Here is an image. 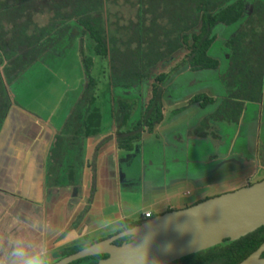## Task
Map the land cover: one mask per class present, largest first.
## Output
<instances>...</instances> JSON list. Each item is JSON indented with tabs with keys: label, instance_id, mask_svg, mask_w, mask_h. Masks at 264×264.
<instances>
[{
	"label": "crops",
	"instance_id": "1",
	"mask_svg": "<svg viewBox=\"0 0 264 264\" xmlns=\"http://www.w3.org/2000/svg\"><path fill=\"white\" fill-rule=\"evenodd\" d=\"M235 36H230V40L239 35ZM251 40L247 36L242 44L248 51L241 56L245 63H233L229 49H224L218 58L222 66L213 71L215 79L212 82L211 79L210 82L206 79L195 81H208L209 86L203 88L206 95V91L222 90L220 95L210 92L209 96L217 101L215 106H211L215 109L210 113L211 107L202 109L189 105L194 96L184 92L195 82L184 77L191 71L184 69L177 73L166 87L164 123L153 134L136 143L132 152L121 151L117 147V129L113 119L117 111L115 103L111 106L113 110L105 116L98 100L97 107L102 113L100 135L84 138L81 133L75 140L72 131L68 132L67 138L73 144L70 143L69 148L61 147L63 154L59 148V156L54 159H51V150L57 137L67 133L65 125L68 118L55 127L51 118L42 120L21 108L11 107L0 133V219L15 216L31 218L35 221L33 227L46 231L58 262L63 250L80 245L90 247L120 234L125 221L136 223L145 220L147 214L158 217L169 211L186 209L247 187L251 182L264 181L261 173L264 172V142L260 140V149L249 132L244 139L239 135L244 130L242 124L247 106L259 102L253 100L255 96L261 98L260 102L264 97V64L259 65L255 61L259 54ZM226 65L235 70L230 82H227L226 75H222ZM255 70L259 78L263 75L259 96L252 90L246 91L252 87L250 79ZM212 83L214 86H210ZM240 89L244 91L238 94ZM113 92H124V89ZM226 100L245 104L240 123L215 118L216 110ZM189 109L192 110L188 112ZM191 113L200 118L194 120L192 126L187 122ZM211 122L226 137L233 138L228 143L227 158L217 153L207 155V150H215L223 140L210 132ZM135 123L130 121L127 129ZM99 146L97 192L88 213L75 229L74 225L89 205L93 188L92 164ZM237 149L246 154L244 162L249 160L247 156L252 152H260L255 155H261L260 165L255 166L250 161L242 165L231 160L234 159L232 151Z\"/></svg>",
	"mask_w": 264,
	"mask_h": 264
},
{
	"label": "trees",
	"instance_id": "2",
	"mask_svg": "<svg viewBox=\"0 0 264 264\" xmlns=\"http://www.w3.org/2000/svg\"><path fill=\"white\" fill-rule=\"evenodd\" d=\"M154 1L152 3L151 0L140 1L139 26L137 27V22L131 20L130 26L126 28H131L130 31H134L136 35L124 39L118 35V32L112 30L109 0H15L13 3L0 0V54L5 56L4 71L10 68L13 74H17L20 69H25L37 62L46 32L50 29L56 31L59 27H66L76 22L95 41L96 55L109 60L111 89H124L125 91L128 88L143 86L144 83L150 84V95L145 103L143 115L132 128L127 129L134 113L133 104L120 100L117 103V111L113 114L117 129V147L121 151L132 152L136 143L141 142L146 135L153 134L164 123L166 118L165 93L169 81L184 69H189L193 73L218 71L222 62L213 56L219 40L216 30L240 23L242 25L246 13L244 0L235 2L234 0H204V3H200V0H187V8L181 9L182 16L176 19L177 17L167 11L159 0ZM260 3L257 15L264 14V2ZM131 4L137 9V2H131ZM45 13L52 15L48 28L32 30L31 26H37L34 17ZM167 23L170 25L168 26ZM245 25L246 28L245 26L240 27L239 36L227 43L231 60L238 64L242 62L241 56L243 57L248 52L243 46L248 36L252 39L251 43L256 49L255 52L259 54L255 61L259 65L264 64V24L259 25L258 28L254 21L250 25L247 23ZM137 30L140 38H137ZM259 36L261 38L255 43ZM182 52H185L184 59L169 73L157 72L160 64L173 61ZM80 54L86 79L83 92L65 125L67 133L55 140L51 150V159L59 156L57 154L59 148H69L72 142L67 138L68 132L72 131L75 140L81 133L84 138L97 137L101 133L102 113L97 107L98 99L93 92L96 87V79L93 76L95 60L86 55L83 42L80 45ZM245 62L244 59L242 63ZM234 72V69H230L229 74L225 76L227 82H230V77ZM261 76L259 78L255 70L253 78L250 79L252 87L246 91L252 90L254 95H261ZM0 88L1 133L9 104L5 99L1 84ZM240 90L238 94L243 89ZM253 100L257 102L261 98L255 96ZM216 103L215 98L206 94L196 95L189 101L190 106H199L202 109L215 106ZM244 106V103L226 100L218 107L215 118L240 123ZM99 150L100 146L96 150L92 164L93 188L89 205L74 225L75 229L88 213L97 192L96 165ZM61 151L63 154L62 148ZM252 185V183L248 184V186ZM155 218L136 223L125 221L120 233ZM124 243L126 240L121 239L116 242V245L122 246ZM263 244L264 227L239 241L227 240L220 246L173 264H241L257 252ZM86 248L80 245L63 250L58 256V261ZM107 258L108 256L89 257L73 264H99Z\"/></svg>",
	"mask_w": 264,
	"mask_h": 264
},
{
	"label": "rangeland",
	"instance_id": "3",
	"mask_svg": "<svg viewBox=\"0 0 264 264\" xmlns=\"http://www.w3.org/2000/svg\"><path fill=\"white\" fill-rule=\"evenodd\" d=\"M9 3H13L15 0H6ZM137 2V9L131 4ZM109 0V5L112 12L111 21L113 22L112 30L118 32V35L124 39L131 38L135 36L134 31H130L131 28L126 29L130 26L131 20L137 22V27L140 24L139 5L141 0ZM154 0H151V3ZM165 9L174 15V17L182 16L180 13L181 9L187 8V0H159ZM237 0H234L235 2ZM246 2V13L242 20V25L237 24L232 27H222L217 28L216 34L219 36L217 49L213 53V56L220 58L219 52L227 49V43L230 41V36H238L241 32L240 27L246 28L247 25L254 24L258 28L259 25L264 24V14L257 15V10L259 9L261 3L264 0H244ZM156 3V1H154ZM200 3H204V0H200ZM150 4V3H149ZM147 8L149 6H146ZM263 7V5H262ZM52 15L50 13L40 14L34 17V21L37 26H31L32 30L48 28L50 25ZM252 21V22H251ZM166 22V21H165ZM169 26L170 24L167 23ZM37 27V28H36ZM50 28V27H49ZM170 28V27H169ZM139 29V28H137ZM246 30V29H245ZM48 31V30H47ZM137 30V38H140ZM262 35V34H261ZM45 41L40 49V55L37 62L33 63L31 66L25 69H20L17 74H13L12 69L4 71L5 67V56L0 54V84L4 89L5 99L9 104L8 113L11 107L21 108L24 111L40 117L42 120H49L51 118V123L55 127H59L61 121L69 118L71 112L77 104V100L81 97L85 84V71L80 54L81 42L84 44L86 55L95 60V68L93 70V76L96 79V87L94 89V95L97 97L99 102V107L104 112L105 116L110 110L114 103L117 109V103L120 100H125L130 102L134 106V113L132 115L131 121L137 122L141 119L144 106L150 95V84L144 83L143 86L132 87L126 89L124 92H113L110 87V62L108 59L98 57L95 52L96 43L91 38L90 34L87 33L79 24L73 22L66 27H59L58 29H50L45 34ZM235 36V37H236ZM185 57V52L180 53L176 56L173 61L167 63H162L159 65L158 73H169L174 67L177 66ZM230 67L226 65L222 71V75L229 74ZM215 72L205 71L200 73L189 72L184 79L190 82H195L202 79L209 80L211 82L215 79ZM232 77V76H231ZM229 81H232L231 79ZM190 84L185 95L195 96L198 94H204L203 88L209 86L208 81L206 83ZM215 83V82H214ZM214 83L210 86H214ZM218 87V86H217ZM1 89V88H0ZM213 91V90H212ZM206 91L208 95L213 93L214 95H220L222 93L221 89L217 92ZM166 95V93H165ZM171 95V92L168 94ZM114 98V99H113ZM76 103V104H75ZM110 103V104H109ZM248 111L243 118V132L239 133L241 139H244L246 134L251 135L254 144L259 145L261 149L260 140L264 142V97L262 102H257L254 104H249L247 106ZM215 108L211 107L209 113ZM192 109H189L190 112ZM217 111V110H216ZM193 112V111H192ZM194 114L191 113L187 122L192 123L194 120H199ZM213 122V121H212ZM211 122V123H212ZM212 123L211 133L217 134L221 137L222 144H227L224 148L215 147V150H207V155L209 153H217L221 157L225 158L229 153V142L231 137H226L222 130L217 129V125ZM205 127V126H204ZM202 127V131L204 130ZM219 128H223L220 127ZM248 134V135H249ZM233 135V134H232ZM212 136V135H211ZM257 141V142H256ZM218 144V143H217ZM258 147V148H259ZM256 153L252 152L251 156H247L249 160L244 162V155L240 149L233 150L232 156L238 164L246 163L247 161L253 162L260 165V154L255 156ZM252 156L254 158H252ZM227 158V157H226ZM259 158V159H258ZM264 175V172H261ZM254 181V180H253ZM253 185L255 182H251ZM250 183V184H251ZM191 192V190H188ZM192 199L191 197H188ZM57 262V260H56Z\"/></svg>",
	"mask_w": 264,
	"mask_h": 264
},
{
	"label": "water",
	"instance_id": "4",
	"mask_svg": "<svg viewBox=\"0 0 264 264\" xmlns=\"http://www.w3.org/2000/svg\"><path fill=\"white\" fill-rule=\"evenodd\" d=\"M264 227V181L168 212L133 229L98 242L56 264L108 256L99 264H173L236 242ZM131 235L130 243L116 245ZM264 244L241 264H264Z\"/></svg>",
	"mask_w": 264,
	"mask_h": 264
},
{
	"label": "clouds",
	"instance_id": "5",
	"mask_svg": "<svg viewBox=\"0 0 264 264\" xmlns=\"http://www.w3.org/2000/svg\"><path fill=\"white\" fill-rule=\"evenodd\" d=\"M34 223L22 216L0 219V264H56L46 231Z\"/></svg>",
	"mask_w": 264,
	"mask_h": 264
},
{
	"label": "built area",
	"instance_id": "6",
	"mask_svg": "<svg viewBox=\"0 0 264 264\" xmlns=\"http://www.w3.org/2000/svg\"><path fill=\"white\" fill-rule=\"evenodd\" d=\"M152 217H153L152 214H147L145 219H150Z\"/></svg>",
	"mask_w": 264,
	"mask_h": 264
},
{
	"label": "flooded vegetation",
	"instance_id": "7",
	"mask_svg": "<svg viewBox=\"0 0 264 264\" xmlns=\"http://www.w3.org/2000/svg\"><path fill=\"white\" fill-rule=\"evenodd\" d=\"M131 242V241H130ZM130 242H126V243H130Z\"/></svg>",
	"mask_w": 264,
	"mask_h": 264
}]
</instances>
